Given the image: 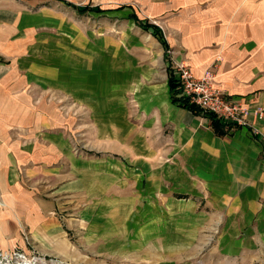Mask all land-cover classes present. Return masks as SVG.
I'll use <instances>...</instances> for the list:
<instances>
[{
  "label": "crops",
  "instance_id": "crops-1",
  "mask_svg": "<svg viewBox=\"0 0 264 264\" xmlns=\"http://www.w3.org/2000/svg\"><path fill=\"white\" fill-rule=\"evenodd\" d=\"M78 1L0 0V248L18 239L20 223H28L29 228L50 224V202L27 192L31 184L46 187L45 180L52 173L50 136L45 133L55 110L42 88L52 87L48 81L62 82L74 76L72 90L81 104L84 96L91 97L85 101L90 102L106 141L119 142L123 154L135 160L152 149L150 137L155 143L154 155L146 157L154 159L149 187L139 191L138 198L123 192L115 197L118 203L112 204L111 212L106 209L97 214L95 222L107 225L105 235L103 230L95 234L98 238L106 239L111 249L120 241L122 251L130 253L134 229L124 225L144 220L142 215L131 214V202L152 198L166 202L171 211L182 201L189 215L182 219L173 216L169 222L192 225L184 230L186 234L182 232L184 240L196 237L191 232L195 225H203L209 236L216 233L217 239L197 254L191 248L199 246L192 242L186 244L185 253L178 251L179 246H172V251L165 246L167 255H180L177 264H264V115H257L258 110L264 112V0H138L146 15L156 20L169 49L137 23L142 35L122 29L120 44L114 34L88 40L78 26L61 24L64 16L52 17L51 8L56 5L58 11L79 14L130 6ZM83 7L88 10L82 11ZM134 13L128 17L134 20ZM106 29L110 27L98 28V32ZM67 32L77 34L75 42ZM136 41L143 50L141 55L133 58L123 51L124 71L113 78L119 61L112 55L100 64L99 56H109L116 46L125 49ZM98 47L107 51L100 54ZM171 61H185L196 76L211 72L216 85L247 103L248 124L217 135L210 118L174 102ZM110 156L108 153V163H113ZM122 169L128 175H132L130 170L146 174L138 167L123 165ZM109 172L119 176L111 167ZM124 181L114 180V185ZM156 207L160 213V205ZM153 218L158 222L159 215ZM45 234V245L52 242L57 249L64 247V240L54 238L55 232ZM155 243L151 247L139 244V255L163 252L162 243Z\"/></svg>",
  "mask_w": 264,
  "mask_h": 264
},
{
  "label": "rangeland",
  "instance_id": "rangeland-1",
  "mask_svg": "<svg viewBox=\"0 0 264 264\" xmlns=\"http://www.w3.org/2000/svg\"><path fill=\"white\" fill-rule=\"evenodd\" d=\"M86 1L80 0L78 2L84 4ZM92 2L104 7L111 4L118 6L123 3L130 6L107 13L84 12V14H79L74 10L58 11L57 9L60 6L56 5L51 8L52 13H54L52 17L64 16L60 23L67 26L72 24V28L78 26L87 35L88 40L94 41L97 36L114 34L115 38H113L116 43L120 44H122L121 38L124 35L122 29L129 31L132 35L139 37L142 35L135 19L128 17L129 13L135 11L143 19L151 20L153 23L156 21L146 15V8L138 0H93ZM127 11L130 12L127 13ZM105 27H110V29L98 32V28L101 30ZM54 33L57 35L62 34V32ZM67 36H70L69 40L73 42L77 38V34L74 33L67 32ZM151 40L152 38L148 37L147 41L150 42ZM148 42L145 44L147 45ZM99 43L101 44V42ZM140 46L138 41L124 47L125 49L116 46L109 56H105V54L102 57L99 56V63L101 64L104 61L102 64L107 63V60L113 55L119 61L115 66V76L113 78L120 77L124 71L123 51H125V54L129 51L131 57L137 58L143 51ZM96 50L100 54L104 50L107 51L104 47H98ZM130 64V67L135 66V64L132 65V62ZM63 76L68 77L67 74ZM78 81L80 83V80ZM48 82L52 87L45 84L46 88L43 87L42 89L47 91L45 100L50 102L52 109L55 110L53 112L55 115L52 116L53 123L47 132L45 130V134L50 136L52 149L50 170L52 173H50L49 180H45V183H49L46 187L38 188V186L33 187L31 184L28 185L29 190L27 189V192L37 196L40 201L50 202V204L48 203L50 206L48 212L50 226L40 224L41 227L35 225L33 228H29L28 223H20L22 226L19 227L18 239L13 244L8 243L2 249L0 248V252L4 254L0 257V264H19L24 259L36 264H42V261L45 264H177L180 261V255L174 254L173 257L167 255L165 246H169L168 250L171 251L172 246H179L178 251L185 253L186 244L192 242L199 246V248H191L192 254H197L202 252V249L215 243L216 233L209 236L210 233L205 231L206 235H204L203 225H195L194 230L191 232L196 237L188 241L184 240L186 237L184 230L192 225L181 220L179 222H169L173 216H178V219L187 216V209L189 210V208L185 202L179 201L175 208L170 211V208L166 206V202L159 203L152 198H147L140 203L131 202V214L142 215L144 220L138 224L129 223L124 225L134 229V233L131 235L130 253L122 251L120 241H118L116 248L111 249L112 246L106 242V239L98 238L95 234H98V230H103L102 235H105L107 225L102 222H95L96 215L106 209L110 211L109 208L112 204L118 203L115 197L123 192L131 193L133 198H138L139 191L146 190L149 187L151 180V174L149 173H153L154 159L146 157L154 155L155 143L153 138L150 137V147L152 149L149 153L141 154L143 159L129 158V155L123 154L121 150L123 146L119 142H112L109 139L106 141L107 136L105 134L101 135V131L97 126L99 121L97 122L93 111L90 109V102L85 101L90 100L91 97L84 96L81 104V100L76 97L75 92L72 90L75 83L74 76L71 79L68 77V80L65 79L62 82L57 80ZM117 84L119 83L116 82L115 84L116 91ZM60 87L67 88L69 91H64ZM79 91H82L80 85ZM41 99L42 97L35 99L36 105ZM63 139L65 143H62ZM108 153H111L110 157L114 159L113 163L112 161L108 163ZM145 159H149L151 162ZM137 161H142V163L140 162L141 164L138 165ZM123 165L132 168L138 167L148 175L134 174L133 170L130 169L128 170L132 172V175H128L123 171ZM110 167L116 170L119 176L113 177L109 172ZM118 179H125L124 184L114 185V180ZM121 202L129 206L127 200ZM158 204L160 205L158 207L160 213L156 212ZM116 213L122 219L121 212L117 210ZM157 215H159L158 222L153 218ZM160 216H162V219ZM34 222L37 225L39 224L36 219H34ZM48 230L55 232L54 238L64 240L65 248L60 242H58V246L62 247L58 249L52 242L49 246L45 245L46 241L43 239H46L47 235L45 233ZM156 240L162 243L163 247L160 250H163V252L158 255H139L138 248L142 243L147 247L149 245L151 247V245L155 246Z\"/></svg>",
  "mask_w": 264,
  "mask_h": 264
},
{
  "label": "built area",
  "instance_id": "built-area-1",
  "mask_svg": "<svg viewBox=\"0 0 264 264\" xmlns=\"http://www.w3.org/2000/svg\"><path fill=\"white\" fill-rule=\"evenodd\" d=\"M170 68L179 87L178 95L187 98L190 104L203 113L214 115L230 129L248 124L247 103L243 99L233 98L216 85L211 72L196 76L185 61H171ZM257 115L261 118L264 112L258 110ZM2 254L0 252V257Z\"/></svg>",
  "mask_w": 264,
  "mask_h": 264
},
{
  "label": "trees",
  "instance_id": "trees-1",
  "mask_svg": "<svg viewBox=\"0 0 264 264\" xmlns=\"http://www.w3.org/2000/svg\"><path fill=\"white\" fill-rule=\"evenodd\" d=\"M81 10L87 11L88 8L83 7V8H81ZM98 10H100V9H98ZM132 17L135 19V21L137 22L138 25L143 27L145 30L152 32V34H154L155 36L159 37L162 40V43L166 46V48L169 49L168 44H167V40L164 36V33L161 31V28L157 24L150 22L148 19H139V17L136 14L132 15ZM169 82H170V88L172 91V99L174 102H177L180 105L187 107L194 112L200 113L203 116L210 118L212 128L214 129V131L217 135H226L229 132L230 128H228L226 126V124L224 122H222L220 119H218L217 117H215L214 115H212L210 113H203L196 106H194L193 104H190L187 101V98H184V97H181L178 95L179 87L177 85L176 79L174 78V76L172 74V70L170 71Z\"/></svg>",
  "mask_w": 264,
  "mask_h": 264
},
{
  "label": "bare ground",
  "instance_id": "bare-ground-1",
  "mask_svg": "<svg viewBox=\"0 0 264 264\" xmlns=\"http://www.w3.org/2000/svg\"><path fill=\"white\" fill-rule=\"evenodd\" d=\"M1 261V260H0ZM19 264H36V263H32L30 261H28L27 259H24L23 262L19 263ZM42 264H45L43 261H42ZM58 264V263H57Z\"/></svg>",
  "mask_w": 264,
  "mask_h": 264
}]
</instances>
